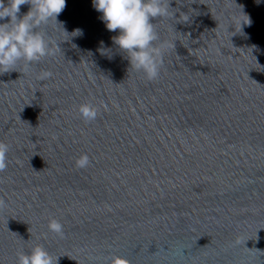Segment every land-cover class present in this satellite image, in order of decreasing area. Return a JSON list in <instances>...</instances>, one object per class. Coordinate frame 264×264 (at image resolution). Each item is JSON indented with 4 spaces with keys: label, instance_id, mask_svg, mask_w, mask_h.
Here are the masks:
<instances>
[{
    "label": "water",
    "instance_id": "water-1",
    "mask_svg": "<svg viewBox=\"0 0 264 264\" xmlns=\"http://www.w3.org/2000/svg\"><path fill=\"white\" fill-rule=\"evenodd\" d=\"M65 3L53 54L0 74V264H264V0H170L154 81L92 0Z\"/></svg>",
    "mask_w": 264,
    "mask_h": 264
},
{
    "label": "clouds",
    "instance_id": "clouds-1",
    "mask_svg": "<svg viewBox=\"0 0 264 264\" xmlns=\"http://www.w3.org/2000/svg\"><path fill=\"white\" fill-rule=\"evenodd\" d=\"M92 3L94 9L102 13L100 19L106 29L110 32L118 31L119 34L112 37V40L126 55L129 68L143 73L148 81L158 79L163 51L169 45L163 42L157 46L160 37L151 21L169 16L170 0H92ZM22 5H29V10L18 16ZM65 7V0H7L6 3L0 0V20L7 19L6 23H0V74L15 70L21 61L25 67H30L34 62L53 54L41 29L49 20L56 22ZM247 23L250 24V20ZM74 33L82 35V30L76 29ZM51 75V72H45L40 79ZM104 107L107 108V105ZM98 111L91 103L78 106V113L85 122L94 121ZM8 151V145L0 142V172L7 168ZM89 165L90 159L86 154L75 160V167L79 169ZM4 205V200L0 199V208ZM48 228L63 236V226L59 221L50 220ZM17 264H53V260L46 249L35 246L29 253L21 252ZM110 264H128V261L113 256Z\"/></svg>",
    "mask_w": 264,
    "mask_h": 264
}]
</instances>
